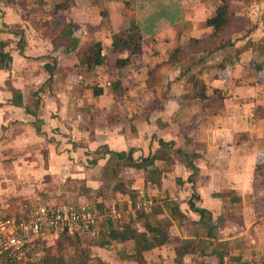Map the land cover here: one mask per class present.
<instances>
[{"label": "crops", "instance_id": "0c3cea01", "mask_svg": "<svg viewBox=\"0 0 264 264\" xmlns=\"http://www.w3.org/2000/svg\"><path fill=\"white\" fill-rule=\"evenodd\" d=\"M63 1L68 7L63 22L73 25L79 39L71 53L53 46L54 17L62 13L53 15V6ZM81 1L0 0V45L10 57L7 68L0 70V215L9 219L31 205L62 208L86 203L92 209L89 202L96 201L100 206L111 202V212L120 215L115 221L129 223L142 213L134 199L141 193L153 203L143 213L150 216V224L170 227L174 243L167 252L174 259L175 247L189 244L198 233L194 222L199 216L189 207L192 200L220 223L217 241L227 242L233 256L256 255L264 261V34H257L259 28L234 34L235 55L224 70L217 68L224 52H202L170 65L150 87L149 70L168 61L179 44L210 32L205 24L219 1ZM131 16L146 46L135 66L122 69L121 76L136 73L133 76L145 79L133 86L121 82L122 102L105 100L112 97L107 90L113 88L100 85L101 94H96L88 79L98 68L80 67L78 53L91 42L112 47V35L128 29ZM110 56L111 61L118 58ZM195 85L204 88L206 98L183 99ZM157 139L174 141L176 148L197 155L194 180L193 171L173 155L172 162L164 157L156 162L160 183L121 166L119 179L132 190L131 196L128 190L100 192L107 150H133L138 162L157 152ZM83 185L90 190L86 196L77 190ZM223 193L227 194L217 196ZM175 205L182 220L172 214ZM136 226L145 231L143 222ZM106 234L102 224L94 235L98 240ZM94 246L95 256L106 264H138L133 246ZM161 253L154 250L144 259L147 264H165ZM183 261L217 263L215 257L193 255ZM225 264L237 263L226 259Z\"/></svg>", "mask_w": 264, "mask_h": 264}, {"label": "trees", "instance_id": "16d2710c", "mask_svg": "<svg viewBox=\"0 0 264 264\" xmlns=\"http://www.w3.org/2000/svg\"><path fill=\"white\" fill-rule=\"evenodd\" d=\"M218 1L219 5L214 14L207 19L205 24L210 32L202 38H190L182 44H179L171 53L168 61L160 63L149 70L146 83L150 87L160 82L162 72L169 68L170 65H178L186 58L202 52L210 55L220 51L224 52L225 56L217 68H219V70H224L227 67L228 62H230L235 55L234 34L242 32L243 29L236 26V24H238V22L240 23L241 20L243 21V19L237 16L235 12L236 9H241V3H244L245 0ZM234 1L235 3H233ZM67 8L66 1L53 6V15L57 14L60 10L62 11L58 17H54L57 36L53 39V46L55 49L62 48L66 53H71L77 50L79 39L74 35L73 25L63 22L65 18L63 13L66 12ZM111 40V54L117 55L118 58L111 61V56L103 53L102 44L97 41L87 44L78 53L81 64L88 70L111 68L121 71L127 66L132 65L134 61L143 54L146 46L142 31L133 17L131 18L130 27L124 31L113 34ZM9 61L10 57L3 53L1 55L0 70L2 68H7ZM194 80L195 77L192 78L191 83L194 82ZM111 86L114 90L124 89L121 81H117ZM100 92L101 91L98 89L95 91L96 94H101ZM17 98L18 95L16 96V99ZM204 98H206L205 90L198 85H195L194 88H191L183 95V99L185 100ZM157 143L159 145L157 152L138 162L133 159V150L127 153L107 150L106 153L109 155V160L102 170L104 182L99 189L100 192L104 190H115L127 194L128 190L127 195L131 196L132 190H129L122 180L119 179L121 166L142 171L147 180L150 178L151 181L160 183L161 173H159L156 167V162L163 157L165 161L172 162L173 155L179 156L183 164L193 171L190 180H194L196 173L194 162L197 155L188 154L180 148H176V143L174 141L165 142L157 139ZM81 187V194L86 196L90 190L84 185ZM226 194L227 193L218 194L217 196H225ZM194 198L198 199L196 195L193 196V199ZM86 205L88 204L83 203L81 206L87 207ZM189 207L199 216V220L194 222L198 233L196 238L189 244H179L175 247L174 259H171L167 252L168 247L172 246L174 243L170 227L168 225H151L149 222L150 216L143 214V212L139 213L137 221H131L129 223H120L111 218L105 219L104 228L107 234L100 237V241L97 245L105 248L118 242L126 246H133L135 250L133 258L138 264H147L144 259L145 254L154 250L162 252L161 257H165V264H184L183 260L187 255L198 256L199 258L215 257L217 260L216 264H225L226 259L236 262L237 264H264V261L256 260L254 257L238 254L233 256L227 242L217 241V232L220 223L214 222L212 213L206 209L196 207L192 200L189 202ZM172 214L175 220H182L184 217L178 205L172 207ZM140 221L144 224V232H140L136 226V223ZM48 247L49 250L43 254L38 264H88L90 260L89 254L82 248L80 238L77 235L61 233L54 243L50 244ZM68 248L73 250L70 255L65 253ZM98 261L100 264H106L100 259ZM1 262L2 256H0V263ZM201 264H206V262Z\"/></svg>", "mask_w": 264, "mask_h": 264}, {"label": "built area", "instance_id": "2783aa9c", "mask_svg": "<svg viewBox=\"0 0 264 264\" xmlns=\"http://www.w3.org/2000/svg\"><path fill=\"white\" fill-rule=\"evenodd\" d=\"M3 50L0 48V65ZM140 199L138 211L148 213L153 203ZM102 213L88 207H62L57 210L45 206L34 207L26 214L0 219V256L2 264H38L28 259L33 240L46 232L81 235L96 224L97 219H120L115 211Z\"/></svg>", "mask_w": 264, "mask_h": 264}, {"label": "rangeland", "instance_id": "374dc122", "mask_svg": "<svg viewBox=\"0 0 264 264\" xmlns=\"http://www.w3.org/2000/svg\"><path fill=\"white\" fill-rule=\"evenodd\" d=\"M81 2L82 1L79 0V3H81ZM113 2H114V0H110L111 4H113ZM89 3H93V1L90 0ZM233 3H235V1ZM99 4L101 5V7L99 6L101 8L100 10L104 11L105 9H104V6L102 5L103 1H100ZM156 4L158 6L161 5V3H156ZM173 7H175V6L173 5ZM169 8H168V11H169ZM116 9H114V10L116 11ZM103 13L104 12H102V14ZM235 13H236L237 16H239L240 18L243 19V21L241 20L240 23L238 22V24H236L237 27L243 28L242 32L238 33L239 35H245L247 33V31H249V30L252 31V30H254V28H259V32H257V34H260V35L264 34V0H245L244 3H241V9L240 10L236 9ZM168 15H169V13H168ZM171 15H172V13H171ZM103 51H104L103 53L105 55H111V47L108 44H104L103 45ZM137 60H139V58L136 59L134 61V63L138 62ZM78 63H79V66L81 67V63L79 61H78ZM132 65H129V66H132ZM133 66H135V65H133ZM97 70H98L97 75L94 74L93 77L88 79V80H90L91 85H93L92 86L93 89H98V87L100 85H102V86L104 85L103 87L107 88V86L110 87L111 85H113L117 81H121L123 86H124V84H126L127 86L128 85L129 86H133L135 83H137V82L141 83L143 81V79H145V77L143 78V77H140V76H137V77L133 76L136 73L135 74L132 73L129 76H126V77H122L121 76V71H118L117 69L113 70L111 68H109V69H104V68H100L99 69L98 68ZM79 71H82V68H79ZM107 91H108L107 93H111L112 94V97H109V96L105 97V100L106 99H110V100H113L114 102H122L123 101L124 96L121 95V89H119V90H114L113 89V90H107ZM77 190L79 191V193H82V187L77 188ZM135 199H136V203L138 205L139 202H140V199H143L141 193L140 194H136L135 195ZM145 199L151 200V198H147V197H145ZM71 203H72L73 206L76 205L75 201L73 202V200H72ZM89 203H90L89 205H91L93 207L91 209L92 211L96 210V211H99V212H102V213H107V214L110 215V212L112 210L111 202H108V205L110 207L107 206V205L99 207V204L96 201L95 202L91 201ZM38 206H40V205L33 206V207H38ZM59 207L60 206L58 205L56 207L49 206L48 208L53 209V210H57V209H59ZM19 209H22L21 205L19 206ZM31 209H32V205L31 206H26V211L23 214H26ZM17 212L18 211H16L15 213H17ZM3 215L4 214L0 215V219H2V220L6 219V218H4L5 216H3ZM8 215H12V214H8ZM19 215H21V214H17V215H15V217H18ZM10 217H14V216L12 215ZM7 218H9V217H7ZM104 221H105L104 218L97 219L96 224L93 227H91L88 230V232H85V233L79 235L82 248L90 256V260L88 261V264H100L99 261H98L100 258L95 256L96 253L93 250V248L95 247L94 244H98L99 241H100V238H98V240H97L98 235H94V234H95V231H97L99 229L100 225H102V224L104 225ZM58 236H60L59 233L46 232V233L42 234L41 236L35 238L33 240L32 244L29 247L30 251H28V254H27L28 259L32 260L34 262L35 261H39L41 259V257L43 256V254L46 253L47 250H49L48 246L50 244H53ZM72 252H73V250L71 248H68V250L65 253L67 255H70V254H72ZM112 253H113V255L115 254L113 251H112ZM120 257H121V254H119V259H121ZM254 259H256V260L258 259L256 257V255L254 256ZM114 264H117V263H114Z\"/></svg>", "mask_w": 264, "mask_h": 264}]
</instances>
